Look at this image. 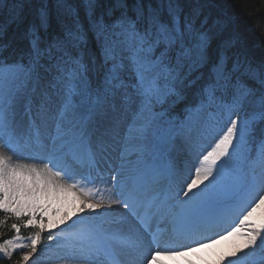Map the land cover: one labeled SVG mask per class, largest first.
Segmentation results:
<instances>
[{"label": "snow or ice", "instance_id": "1", "mask_svg": "<svg viewBox=\"0 0 264 264\" xmlns=\"http://www.w3.org/2000/svg\"><path fill=\"white\" fill-rule=\"evenodd\" d=\"M83 3L87 28L56 0L50 33L44 3L27 51L0 59V226L16 221L0 258L54 245L61 264H167L229 241L214 264H264V59L200 0ZM5 7L24 22V0Z\"/></svg>", "mask_w": 264, "mask_h": 264}, {"label": "trees", "instance_id": "2", "mask_svg": "<svg viewBox=\"0 0 264 264\" xmlns=\"http://www.w3.org/2000/svg\"><path fill=\"white\" fill-rule=\"evenodd\" d=\"M12 2L13 0H5L6 4ZM109 2L110 0H98L96 14L99 15L105 11ZM44 3L47 4L51 17L49 32L54 33L58 28L57 16L64 18L56 7V0H24L23 23H10L7 8L0 10V25L4 26L0 34V59L11 63L27 51L29 44L24 37V31L35 19ZM67 3L75 8L82 24L87 28V12L83 0H67ZM200 3L204 6V14L209 17L210 23L221 20L226 24V34L238 37L240 46L251 58L264 59V0H200ZM184 106L183 104L177 106L174 115L180 116ZM0 219H7L3 212H0ZM14 222L16 221L8 219V224L0 226V241L13 235L10 224ZM32 231V229H22L21 234L27 236ZM43 240L47 241V233L44 234ZM41 254L43 250L37 253V255ZM18 259L19 252L14 253L11 260L0 258V264H15Z\"/></svg>", "mask_w": 264, "mask_h": 264}, {"label": "rangeland", "instance_id": "3", "mask_svg": "<svg viewBox=\"0 0 264 264\" xmlns=\"http://www.w3.org/2000/svg\"><path fill=\"white\" fill-rule=\"evenodd\" d=\"M9 155H12L13 158V162H23V163H32L33 161H26L21 159L20 157L13 155L12 153H8ZM190 160V156L185 154V153H181L180 154V159H179V163L181 165H183L184 163L188 162ZM36 163H39V161H35ZM57 214H54V217ZM75 219V217L73 218ZM236 218L230 217V223L233 222ZM63 227V226H61ZM58 230V229H55ZM54 230V231H55ZM169 236L168 235H164V239H168ZM193 237H191L192 239ZM233 238H230V240ZM181 240L178 239L176 240V243L178 244H187L188 246H191V243H180L179 241ZM3 241V240H2ZM0 241V242H2ZM45 244H47L48 242L45 241ZM229 243V241H220L218 244H214L209 248H199L197 250V252L195 253H189L187 256H182V257H175V258H167V264H188L189 260H193L195 261V264H214V262L216 261V259L218 258L220 252L226 250L227 244ZM192 247V246H191ZM175 250H180V249H175ZM63 253L61 252V250L56 249L55 246H52V250L51 251H45L43 250V254L41 255H36L33 259L32 264H61V261L59 259H56L54 257H57L59 255H62ZM78 262H71V264H77ZM223 264V262H222Z\"/></svg>", "mask_w": 264, "mask_h": 264}, {"label": "bare ground", "instance_id": "4", "mask_svg": "<svg viewBox=\"0 0 264 264\" xmlns=\"http://www.w3.org/2000/svg\"><path fill=\"white\" fill-rule=\"evenodd\" d=\"M76 263V262H75ZM77 264H81V262H78Z\"/></svg>", "mask_w": 264, "mask_h": 264}]
</instances>
